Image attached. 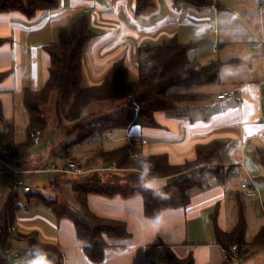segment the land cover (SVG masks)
Wrapping results in <instances>:
<instances>
[{
  "label": "crops",
  "instance_id": "crops-1",
  "mask_svg": "<svg viewBox=\"0 0 264 264\" xmlns=\"http://www.w3.org/2000/svg\"><path fill=\"white\" fill-rule=\"evenodd\" d=\"M152 1V6L141 13H136V0H58L55 9H41L33 16L19 10L0 11V37L4 38L0 44V72H6L0 79V102L4 119L13 121L15 126V143L27 139L29 118L22 94L27 89L37 92L48 78L50 56L44 46L55 42L59 32L71 27L81 16L87 17L93 32L82 54L83 83L87 86L101 84L112 63L120 59L129 67V77L137 79L140 47L159 44L173 36L190 44V59L201 64L220 62L214 82L181 86L184 89L172 91L186 94L185 98L176 101L170 112L156 111L155 125L134 124L106 132L107 141L113 142V148L97 153L95 163L79 166L83 172L119 169L116 173L126 174L123 178L128 181L121 184L132 185L134 182L128 175L137 169L103 162L104 152L129 144L135 148L132 160L161 157L170 168H177L195 157L198 145L217 143L218 162L206 164L209 168L215 164L226 169L227 179L218 182L214 173L205 175L204 187L192 193L189 203L164 205L154 217L146 215V202L140 193L129 197L89 193L87 203L91 210L104 218L123 220L130 232L128 237L107 238L109 244L100 261H92L87 256L72 220L56 217L49 206L37 200L50 209L54 217L48 220L42 213L34 212L29 221L38 223L29 225L28 233L34 232L40 241L57 245L63 254V264H171L165 258L162 243L176 257L192 255L193 264H223L224 250L216 240V225L224 231L233 229L238 221V203L246 217L251 206L245 204L243 193L252 199L253 207H259L264 213V21L251 23L238 13L252 33L246 31L233 38L228 32L236 30L238 19L227 13L226 19L219 20L220 7L229 9L219 0H207L208 3L200 7L182 0ZM178 5H183L181 13L177 11ZM208 5L217 7V10L213 8L212 16L211 8H205ZM220 21L224 28L220 27ZM225 90L233 94L216 98ZM180 105L188 107L178 110ZM27 150L11 160H0V204L7 193L5 179L11 178L10 166L19 167L24 175L49 171L51 178L62 171L56 170L57 165L53 166L55 168L39 167L42 162L35 157V161L26 166L21 159ZM56 155L58 159L69 157L63 150ZM146 169L144 167L140 172L146 176L145 185L151 188H160L175 176L171 171L146 173ZM61 180L59 185L49 187L50 192L56 194L58 201L74 200L70 187H60L70 183ZM106 181L104 179L102 183ZM248 188L255 194L248 195ZM228 196H233L238 205L232 226L226 208ZM73 204L76 207V203ZM255 235L250 239L246 237V241L252 243ZM235 251L230 253L231 264H264V240L246 256H238ZM153 253L162 261H154Z\"/></svg>",
  "mask_w": 264,
  "mask_h": 264
},
{
  "label": "trees",
  "instance_id": "trees-1",
  "mask_svg": "<svg viewBox=\"0 0 264 264\" xmlns=\"http://www.w3.org/2000/svg\"><path fill=\"white\" fill-rule=\"evenodd\" d=\"M182 1L198 7L208 3L207 0ZM152 3V0H136V13L144 12L152 6ZM57 6L58 0H0V11L19 10L27 16H33L38 10L55 9ZM92 35L88 19L84 15L68 29L61 30L55 42L44 46L50 56L48 78L37 92L27 89L22 94L23 105L29 118L27 139L24 142H14L15 126L13 121L4 119L0 102L1 159L11 160L28 149L31 144H35L30 138V133L47 127L48 120L44 115V107L52 92L57 93L52 101L57 112L61 105L68 106L65 118L71 122L70 130H79L76 135L85 138L93 134L106 133L115 128H128L134 124L155 125L154 113L156 111L170 112L174 109L176 101L182 97L185 98L186 94L172 92L170 90L172 86H189L214 82L217 79L219 61L201 64L198 60L190 59L188 57L190 44L180 42L177 37L173 36L159 44H145L140 47L141 58L137 79L129 77L130 69L120 59L112 63L101 84L87 86L83 83L82 54L85 44ZM3 42L4 38L0 37V44ZM4 75L6 72H0V79ZM98 101H108L115 106L99 115L90 116L89 119L85 118L87 108ZM134 152L135 148L126 144L102 154L103 162L115 163L120 168L137 169L138 172L128 175L134 182L132 185L130 183L117 184L113 182L114 180L102 183L101 175L92 173V171L75 173L78 176L73 177H78L79 180L68 181L72 184V191L79 206L62 205L57 198L49 196L44 190L27 192L22 189V191L29 193V199L35 198L49 206L56 217L72 220L78 238L83 241L87 256L92 261H100L104 257V248L109 244L107 238L128 237L130 232L123 220L104 218L91 210L87 203L89 193L123 197L140 193L146 202L144 203L146 215L154 217L164 205L189 203L192 193L204 187L205 175L214 173L218 182H224L228 177L226 169L221 166L215 171L207 169L208 163L218 162L219 145L217 143L198 145L195 157L177 168H170L161 157L158 159L145 156L132 160L131 154L134 155ZM152 165H154L153 168L150 167ZM144 167L147 168L146 173L171 171L170 173H175V176L162 187L151 188L145 185L146 176L140 172ZM10 173L12 176V171ZM82 173L86 174L81 175ZM21 175L23 177V173ZM64 175L55 174L50 180L51 185L57 186L62 183L61 178ZM16 192L11 190L0 211V264L10 263L6 260V255L14 251L12 249L21 239H24V244L18 250L19 256L13 258L16 264H63V254L57 245H49V243L40 241L34 232L22 234L18 231L16 213L20 204L16 201ZM238 205V221L233 229L224 231L216 225L215 234L217 242L224 251L230 254L232 245H236L235 252L246 256L260 243L262 244L264 227H261L252 243L246 241V217L241 204L238 203ZM11 227H15L16 232L11 231ZM161 245L169 263L193 264L192 255L179 258L165 244ZM18 260L20 261L17 262ZM232 262L233 258L229 255L223 264Z\"/></svg>",
  "mask_w": 264,
  "mask_h": 264
},
{
  "label": "rangeland",
  "instance_id": "rangeland-1",
  "mask_svg": "<svg viewBox=\"0 0 264 264\" xmlns=\"http://www.w3.org/2000/svg\"><path fill=\"white\" fill-rule=\"evenodd\" d=\"M219 2L221 5H225L229 7V9L225 7H220V13L218 14L219 20L220 18L226 19L227 13L232 14L235 17V19H238L236 23L237 24L236 30L234 32L228 30L229 31L228 33L233 38L240 37L241 35L245 34L246 31H248L250 34L252 33V31H249L250 28L248 27V25H244L239 15H237L238 13L247 17L251 23L252 22L259 23L261 21H264V1L263 3H260L259 0H219ZM212 6L214 9L217 10V7H215L214 5ZM209 7L211 8L210 12L212 16L213 15L212 12L214 11L211 5L205 6V8H209ZM243 10H245V12H243ZM233 16H231V18H234ZM220 27L224 28L222 21H220ZM170 89L171 91H174V90H180L184 88L176 85V86H172ZM56 94L57 93L55 92L51 93V96L49 97V101L47 102V105L44 107V115L46 116L48 121H47V127L45 129V132L43 133L44 129L42 130L40 129L43 134L41 136L40 143L31 144L27 150L28 152L22 155L21 162H23L26 166L31 165V163L35 161L34 159L35 157L38 162H42L39 167L47 168L50 166L53 167L54 165H57L55 166L56 168H59V167L65 168L68 165L69 161H74L75 167H78L81 171L83 168H81L79 164L86 166L87 165L86 163H90V162L91 164L95 163L96 154L99 153L100 151L113 148V142H111L110 140L107 141V138H106L107 134L105 133L93 134V135L83 138V137H79L78 135H76L79 132V130H76V131L70 130L69 127L71 126L70 125L71 122H69L65 118V113L67 114L68 106L61 105V107L58 108V112H57L56 106L54 102H52L55 99ZM110 103L111 102H108V101H103V102L98 101V102L92 103L85 112V115H84L85 118L89 119L90 116L99 115V113L101 112L108 111L110 108H113L112 106H115L114 104L111 105ZM181 107L187 108L188 105H180L177 107V109L180 110ZM22 135H25V133H23ZM40 150H43V151L39 152ZM62 150L64 152L69 153V157L58 159L56 154H60ZM36 153H39V154H36ZM70 157H75V158L73 160H68ZM80 161L82 163H80ZM52 162H54V164ZM214 165L215 164L210 165L212 168L207 167V169L208 168L210 170L217 169V166H214ZM117 170L119 169L113 170L109 168V171L111 172H108L105 170H102L99 172V170H96V171H92V173L100 174L101 177L104 176L103 180L104 179H106L107 181L114 180L113 182L117 184L124 183L126 179L123 177H125L126 174L122 173V175H118L116 173ZM60 174L61 175L65 174L64 176H62L63 181L70 183V185H65V186L60 185V187L62 188L70 187L72 190V184L68 180H75V179L79 180L78 177H75V178L73 177V176H78V175H76L72 171H67V172L61 171ZM84 174L86 173H82L81 175H84ZM51 176H52V173H50L49 171L38 172L35 174H25V175L23 174V177L27 180V182L33 188V191L44 189L45 192H47L51 197L55 198L56 194L50 192L52 191V189L49 188L51 186V183H50ZM5 180H6V183L4 184V187L7 193L5 192L6 195L4 196L3 201L0 204V208L4 205L5 199H7V197L9 196V193H11V190H12L11 188L12 179L11 178L7 179L6 177ZM174 184L176 183L174 182ZM16 193H17L16 201H18V203L20 204V208H18L17 213H16L17 220L19 221L17 222V227L20 233L22 234L28 233L31 229L29 228V225L38 223V221H34V220L29 221V219L32 217L34 212L42 213V215L47 217L48 220L53 219L54 214L52 213L50 209L43 206L41 202L39 201L37 202V200L35 199L29 200L28 198L29 193L23 192L22 189H18ZM242 196L245 201V204L247 206H251L248 212L247 213L245 212L246 213V223H247L246 237L250 239L254 237L257 231L264 224V213H263V210L260 209L259 207H253L252 199H250V197H248L244 193L242 194ZM73 198L74 200L72 201H67V199L66 200L59 199V203H61L62 205H67L71 207H73L74 205L73 203H76V206H79L78 205L79 203L77 202L75 196ZM226 200H227L226 208H227V214H228V222L232 226V224L235 223V219L237 217L238 205L236 204V200L233 196H228ZM23 240L24 239H21L18 243H16L17 246H15L12 249L14 250V252H18V250H20L19 248L24 244ZM151 255L154 261H158V262L162 261L161 258L160 259L158 258L157 254L153 253ZM238 256H241V255L238 254ZM258 259H260V257L257 258V260ZM19 261L20 260H18L17 262ZM4 264H8V263L6 262ZM9 264H16V261L10 260Z\"/></svg>",
  "mask_w": 264,
  "mask_h": 264
},
{
  "label": "built area",
  "instance_id": "built-area-1",
  "mask_svg": "<svg viewBox=\"0 0 264 264\" xmlns=\"http://www.w3.org/2000/svg\"><path fill=\"white\" fill-rule=\"evenodd\" d=\"M177 11L179 13H181L183 11V5H178L177 7ZM233 94L232 91H223L219 94L216 95V98L218 99H221V98H224V97H227V96H231ZM41 136H42V132L41 130H35L33 132L30 133V138L32 139V142L33 143H39L41 141ZM0 160H2L0 158ZM10 169L12 171V176H11V179H12V184H11V187H12V190L13 192H16L19 188L23 189L24 191H27V192H30L33 190V188L30 186V184H28V182L24 179V177H22L21 173L22 170L19 169V167H15V166H10ZM69 169V170H68ZM56 170H65V171H72L74 173H80L82 171H80V169L78 167H75V163L70 161L68 163V165L65 167V168H56ZM247 194L252 196L255 194V191L251 188H248L247 189ZM11 231L13 232H16V228L15 227H11ZM236 245H232V251L233 250H236ZM230 254L226 251H224V257L225 259L228 258ZM17 256H19V253L18 252H10L8 255H6V260L8 262H10V260H13V258H17Z\"/></svg>",
  "mask_w": 264,
  "mask_h": 264
}]
</instances>
